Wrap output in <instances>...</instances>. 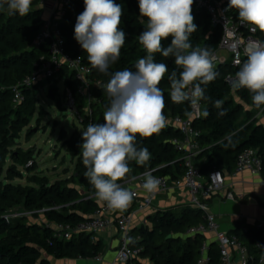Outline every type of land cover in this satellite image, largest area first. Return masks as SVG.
<instances>
[{
  "label": "trees",
  "instance_id": "1",
  "mask_svg": "<svg viewBox=\"0 0 264 264\" xmlns=\"http://www.w3.org/2000/svg\"><path fill=\"white\" fill-rule=\"evenodd\" d=\"M223 1L228 4V0ZM115 2L123 6L120 27L126 33V43L119 59L109 66L107 74L91 67L87 53L74 38L76 18L84 11L83 0H70L60 23L67 51L81 56L90 66L92 75L105 83L117 71L126 68L134 71L137 60L146 55L137 40V36L144 31L140 23L138 0ZM228 13L238 19L235 9H230ZM193 15L198 29L190 38L193 47H208L213 53L216 52L220 28L211 24L204 10L193 11ZM42 23L41 0H33L32 11L24 17L9 15L7 10L0 11V264H75L79 259L95 257L102 251V242L93 241L91 234L74 233L70 238H62L53 228L55 224L76 225L93 215L99 207L95 190L84 175L87 169L82 163L79 148L82 140L76 131L69 134L63 128L60 130V140H63L68 154L75 159L74 170L69 177L71 185L65 180L50 182L46 176L32 173L35 169L34 153L32 149H22L18 145L21 132L24 130L28 135L31 131L28 126L36 113L38 99L36 86H16L33 71L39 58L46 54L42 49L30 47ZM255 37L264 43V33L257 31ZM163 43L168 46L171 38ZM156 61L166 63L169 74L173 69L180 71L174 64V58L156 54ZM239 67L229 59L219 61L216 63L217 78L207 86H202L205 87V95L211 98L200 101L202 112L206 109L209 115L204 117L201 114L193 119L192 126L197 131L196 141L201 149L197 159L203 174L212 167L233 170L236 156L247 148L256 150L262 160L264 173V124L255 118L240 120L243 113L249 114L247 107L254 111H264V107L257 109L247 89L233 90L226 81L228 76L235 75ZM66 84L74 90L69 76ZM159 87L166 101V117H189L188 102L178 104L171 100L167 75ZM15 89H19L23 96L19 103L13 101ZM51 89L55 94L54 100H57L56 86L52 85ZM93 95L96 101L91 102L90 112L85 110L84 99L76 95L80 123L84 130L89 123H103V113L109 105L105 87L95 89ZM215 100L222 101V109L214 106ZM221 110L226 111V115H218ZM44 115L45 111L39 108L36 122ZM179 135L175 128L166 124L158 134L149 138L137 137V146L147 147L151 153L147 165L153 174L167 176L171 180L182 174L183 162L171 143V139ZM7 160H10L11 165L5 167ZM130 167L132 176L145 171L144 166L135 161L130 162ZM16 178H24L27 183L14 181ZM76 183L82 191L75 187ZM259 204L264 206V202L259 201ZM16 212L29 215L14 216ZM149 221L150 227L143 226L130 232L133 238L131 246L141 248V257L147 258L144 264H199L204 237L201 234L187 236L185 232L191 226L204 223L201 211L189 206L180 210L168 207L150 215ZM242 226L247 227L246 233L241 231ZM228 233L234 234L247 247L248 264H258L261 251L255 244L259 240V230L250 223L239 221ZM206 257L204 264L218 263L219 251L215 243L208 245ZM51 258L56 262H52Z\"/></svg>",
  "mask_w": 264,
  "mask_h": 264
},
{
  "label": "clouds",
  "instance_id": "2",
  "mask_svg": "<svg viewBox=\"0 0 264 264\" xmlns=\"http://www.w3.org/2000/svg\"><path fill=\"white\" fill-rule=\"evenodd\" d=\"M84 11L76 18L74 38L87 53L91 67L107 74L126 43L123 6L115 0H83ZM33 0H0V11L21 17L32 11ZM194 0H138L140 23L144 26L137 40L146 53L135 63V70L124 69L111 74L105 84L109 105L103 113V123H89L82 131L79 145L84 173L94 188V195L111 209H124L135 193L122 186L121 180L137 179L130 175V162L144 166L151 159L147 147L137 146V137L149 138L167 124L166 101L159 87L167 75L170 97L175 103L189 102L193 107L205 95V87L217 76L215 55L208 47H193L190 38L197 29L193 15ZM235 9L242 26L264 33V0H228L227 10ZM171 38L168 46L164 41ZM156 54L174 58L180 71L156 61ZM240 64V61H237ZM233 90L247 89L253 105L264 107V43L251 42L247 59L240 64L232 84ZM214 106L222 109V101ZM209 115L205 109L201 113ZM218 115H226L221 110ZM142 188L154 193L161 180L146 170ZM264 247V246H262Z\"/></svg>",
  "mask_w": 264,
  "mask_h": 264
},
{
  "label": "built area",
  "instance_id": "3",
  "mask_svg": "<svg viewBox=\"0 0 264 264\" xmlns=\"http://www.w3.org/2000/svg\"><path fill=\"white\" fill-rule=\"evenodd\" d=\"M42 2V0H41ZM70 0H56L55 5L47 19L43 20L42 25L34 36L31 48L46 51L38 62L34 65L33 71L25 76L18 84L19 87H39L44 82L50 89L56 86L62 72L67 71L64 79V107L76 119H79L76 95L84 99V107L90 112L91 102L96 101L93 91L105 87V82L92 75V70L81 56L72 55L67 51L66 40L60 28ZM227 5L223 0H194L193 11L204 10L210 18L213 26H218L221 36L218 50L214 52L215 64L224 59H229L233 65H240L244 58H247V49L251 42H260L256 37V32L249 30L247 26H242L239 19H234L226 11ZM226 52V56H219V51ZM240 61V64L237 63ZM68 76L72 79L74 90L66 84ZM235 75L228 76L226 81L232 87ZM48 89V90H49ZM57 89V88H56ZM233 89V87H232ZM76 95H75V93ZM48 93V92H47ZM48 96V94H47ZM23 96L19 89H15L13 101L19 103ZM189 103V102H188ZM190 115L183 118L180 116L167 118L170 124L179 132V136L173 137L171 143L173 148L180 155L183 169L182 174L171 180L167 176L156 175L161 180L158 189L152 193L140 196L142 188V174L136 175L137 179H127L119 181L122 186L129 188L135 193L133 201L124 209H111L105 202H99L98 209L90 218H87L76 225L55 224L53 228L62 238H70L74 233H86L95 235L100 230L114 224L120 233V243L116 251L117 260L121 264H141V248L131 246L133 238L130 235L133 215L136 210L150 208L153 204L155 194L158 191H166L170 188L183 187L188 195V204L191 208L199 210L203 214L204 223L187 228L188 235L214 233L219 251V261L217 264H248L249 254L246 246L241 244L234 234L223 232L219 228L216 217L209 211L208 200L215 193L224 189L225 179L223 170L212 167L206 174H203L199 167L198 155L201 152L200 146L196 141L197 131L192 126V121L201 116L202 106L193 107L190 103ZM262 160L253 148L242 150L235 158L234 172L239 173L249 171L252 174L261 175V184L264 185V173L262 171ZM226 199H234L231 192H226ZM29 215L25 212H16L13 215ZM252 225L259 230V240L255 246L261 251L258 264H264V218L255 221ZM241 231L247 232V227L242 226ZM93 240V239H92ZM208 245L202 244V256L199 264H204L207 260L206 249Z\"/></svg>",
  "mask_w": 264,
  "mask_h": 264
},
{
  "label": "crops",
  "instance_id": "4",
  "mask_svg": "<svg viewBox=\"0 0 264 264\" xmlns=\"http://www.w3.org/2000/svg\"><path fill=\"white\" fill-rule=\"evenodd\" d=\"M55 2L56 0H42L43 20L50 16ZM262 111H258L255 117L257 118V122L264 124V112ZM223 174L225 179L224 189L215 193L208 200L209 211L215 215L220 230L228 233L235 228L239 221L252 224L264 218V206L259 204V201L264 202V185L261 184V175L252 174L249 171L235 173L234 169L231 171L223 169ZM79 189L82 191V188ZM226 192H231L234 199H226ZM146 194L147 192L145 190L140 191V196L143 197ZM96 200L98 203L102 202L98 198ZM180 206H189L188 195L182 186L156 192L150 208L135 211L131 231L143 226L150 227L149 216L159 210L168 207H175L177 210ZM149 224L150 226H148ZM185 235L190 236L186 232ZM203 237V243L207 245L215 243L217 246L214 233H207ZM92 239L93 241L100 240L102 242V251L95 257L79 259L74 262L75 264H121L116 257V251L120 243V233L114 224L92 235ZM51 261L56 262L52 258ZM145 262H147V258L140 257V263L144 264ZM234 264L239 263L235 262Z\"/></svg>",
  "mask_w": 264,
  "mask_h": 264
},
{
  "label": "rangeland",
  "instance_id": "5",
  "mask_svg": "<svg viewBox=\"0 0 264 264\" xmlns=\"http://www.w3.org/2000/svg\"><path fill=\"white\" fill-rule=\"evenodd\" d=\"M218 55H225L226 52L219 51ZM67 76V71H63L59 79L56 80V99L51 100L47 96L48 86L47 83H43L41 86L35 89V94L38 99L36 105L37 110L33 118L29 123L30 133L26 135L23 130L18 139V145L22 149H32L35 158V169L32 173H38L44 175L50 182L59 183L61 180H65L68 185H71L69 177L74 170L73 159L66 151V146L63 144V140H60V130L63 128L65 132L69 134L76 131L77 136L82 140V131H84L83 125L79 119H76L67 109L64 107V79ZM244 105V104H243ZM245 106V105H244ZM246 107V106H245ZM42 108L45 111V115L41 120L37 121L38 109ZM248 113H243L240 120H252L256 119V113L252 108L247 107ZM264 112V111H262ZM68 124H70L68 126ZM67 137L69 135H66ZM11 165L10 160H7L5 167ZM19 170L23 171L21 167ZM26 184V180L14 179ZM76 188H80L77 183ZM182 209V206L177 210ZM150 226V224L148 225Z\"/></svg>",
  "mask_w": 264,
  "mask_h": 264
},
{
  "label": "water",
  "instance_id": "6",
  "mask_svg": "<svg viewBox=\"0 0 264 264\" xmlns=\"http://www.w3.org/2000/svg\"><path fill=\"white\" fill-rule=\"evenodd\" d=\"M48 98L49 99H51V100H54L55 99V94H54V91H53V89H49L48 90ZM70 124H68V126H69ZM144 168H145V170H149V168H148V165L146 164V165H144ZM88 218H90V217H88ZM87 235H90V233L89 234H87Z\"/></svg>",
  "mask_w": 264,
  "mask_h": 264
}]
</instances>
